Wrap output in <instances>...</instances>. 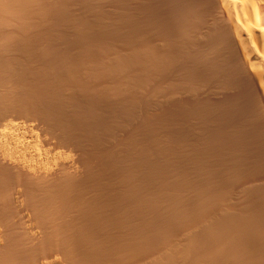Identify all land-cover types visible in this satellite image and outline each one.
I'll return each instance as SVG.
<instances>
[{
  "label": "bare ground",
  "instance_id": "6f19581e",
  "mask_svg": "<svg viewBox=\"0 0 264 264\" xmlns=\"http://www.w3.org/2000/svg\"><path fill=\"white\" fill-rule=\"evenodd\" d=\"M0 264H264V0H0Z\"/></svg>",
  "mask_w": 264,
  "mask_h": 264
},
{
  "label": "rangeland",
  "instance_id": "374dc122",
  "mask_svg": "<svg viewBox=\"0 0 264 264\" xmlns=\"http://www.w3.org/2000/svg\"><path fill=\"white\" fill-rule=\"evenodd\" d=\"M22 136H26V138H25L26 141H32L30 136H28L27 134L22 133Z\"/></svg>",
  "mask_w": 264,
  "mask_h": 264
}]
</instances>
